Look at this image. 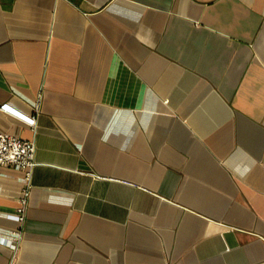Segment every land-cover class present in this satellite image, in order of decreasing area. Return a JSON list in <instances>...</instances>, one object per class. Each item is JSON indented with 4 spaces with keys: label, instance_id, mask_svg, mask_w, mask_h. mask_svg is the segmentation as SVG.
<instances>
[{
    "label": "crops",
    "instance_id": "1",
    "mask_svg": "<svg viewBox=\"0 0 264 264\" xmlns=\"http://www.w3.org/2000/svg\"><path fill=\"white\" fill-rule=\"evenodd\" d=\"M0 130V264H264V0H0Z\"/></svg>",
    "mask_w": 264,
    "mask_h": 264
},
{
    "label": "built area",
    "instance_id": "2",
    "mask_svg": "<svg viewBox=\"0 0 264 264\" xmlns=\"http://www.w3.org/2000/svg\"><path fill=\"white\" fill-rule=\"evenodd\" d=\"M40 108V98L35 101V112L31 115V126L35 129L37 124V115ZM36 144L33 138H24L9 131L0 130V163L11 165L22 169L25 172L26 185L21 190L19 204L13 213V216L23 222L26 216V210L29 205V196L31 191V173L35 160ZM11 239L14 245L22 238L20 229L12 231ZM0 240L5 241V237Z\"/></svg>",
    "mask_w": 264,
    "mask_h": 264
}]
</instances>
